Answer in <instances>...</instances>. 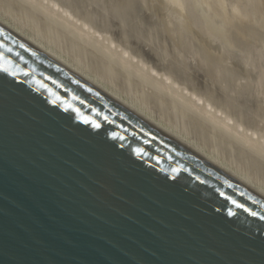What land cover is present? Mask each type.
<instances>
[{"label":"water","instance_id":"95a60500","mask_svg":"<svg viewBox=\"0 0 264 264\" xmlns=\"http://www.w3.org/2000/svg\"><path fill=\"white\" fill-rule=\"evenodd\" d=\"M0 264H264V199L0 24Z\"/></svg>","mask_w":264,"mask_h":264},{"label":"rangeland","instance_id":"374dc122","mask_svg":"<svg viewBox=\"0 0 264 264\" xmlns=\"http://www.w3.org/2000/svg\"><path fill=\"white\" fill-rule=\"evenodd\" d=\"M54 1L0 0V20L264 194V0Z\"/></svg>","mask_w":264,"mask_h":264},{"label":"bare ground","instance_id":"6f19581e","mask_svg":"<svg viewBox=\"0 0 264 264\" xmlns=\"http://www.w3.org/2000/svg\"><path fill=\"white\" fill-rule=\"evenodd\" d=\"M20 1V0H19ZM28 1V0H27ZM54 1V0H53ZM162 1H165V0H162ZM166 1H168V0H166ZM179 1V0H178ZM193 1V0H192ZM196 1V0H195ZM210 0H208V2H209ZM8 2H9V0H8ZM46 2V1H45ZM55 2V1H54ZM87 2V1H86ZM240 1H238V3H239ZM246 2V1H245ZM247 2H248V0H247ZM258 2V1H257ZM256 2V3H257ZM10 3V2H9ZM27 3V2H26ZM59 3V2H58ZM140 3V2H139ZM156 3V2H155ZM171 3V2H170ZM181 3V2H180ZM193 3H194V1H193ZM212 3V2H211ZM255 3V2H254ZM253 3V4H254ZM28 4H30V3H28ZM41 4V3H40ZM48 4V3H47ZM84 4V3H83ZM92 4V3H91ZM199 4V3H198ZM244 4V3H243ZM247 4V3H246ZM253 4H252V7H253ZM13 5H15V6H17L16 4H12V6ZM190 5V4H189ZM192 5V4H191ZM214 5V4H213ZM241 5V4H240ZM255 5V4H254ZM259 5H260V3H259ZM258 5V6H259ZM41 6H43V5H41ZM60 6V5H59ZM158 6H160V5H158ZM163 6H164V4H163ZM172 6V5H171ZM186 6H188V5H186ZM202 6V5H201ZM207 6V5H206ZM209 6V5H208ZM244 6V5H243ZM29 7V6H28ZM177 7V6H176ZM180 7V6H179ZM178 7V8H179ZM193 7V6H192ZM196 7H197V5H196ZM195 7V8H196ZM200 7V6H199ZM198 7V8H199ZM234 7H235V5H234ZM233 7V8H234ZM239 7H241V6H239ZM238 7V8H239ZM20 7H18V9H19ZM41 8V7H40ZM100 8V7H99ZM102 8V7H101ZM203 8V7H202ZM211 8V7H210ZM216 8V7H215ZM222 8V7H221ZM247 8V7H246ZM42 9V8H41ZM44 9V8H43ZM57 9V8H56ZM59 9V8H58ZM71 9V8H70ZM69 9V10H70ZM117 9V8H116ZM152 9V8H151ZM171 9H173V7H171ZM175 9V8H174ZM194 9V8H193ZM204 9V8H203ZM212 9V8H211ZM240 9V8H239ZM37 10V9H36ZM40 10V9H39ZM122 10V9H121ZM166 10H168V9H166ZM182 10V9H181ZM188 10V9H187ZM191 10V9H190ZM222 10V9H221ZM35 11V10H34ZM60 11V10H59ZM83 11V10H82ZM96 11V10H95ZM122 11H124V10H122ZM127 11V10H126ZM129 11V10H128ZM262 11V10H261ZM51 12V11H50ZM104 12V11H103ZM172 12V11H171ZM199 12V11H198ZM201 12V11H200ZM212 12V11H211ZM221 12V11H220ZM245 12V11H244ZM253 12V11H252ZM259 12H260V10H259ZM262 12H264V11H262ZM261 12V13H262ZM25 13V12H24ZM49 13V12H48ZM52 13V12H51ZM111 13V12H110ZM114 13V12H113ZM123 13V12H122ZM145 13V12H144ZM179 13V12H178ZM202 13V12H201ZM44 14V13H43ZM42 14V15H43ZM56 14V13H55ZM117 14H119V13H117ZM183 14H186V13H183ZM183 14H180V15H183ZM190 14V13H189ZM213 14V13H212ZM225 14V13H224ZM92 15V14H91ZM112 15V14H111ZM114 15H115V13H114ZM125 15V14H124ZM170 15V14H169ZM179 15V14H178ZM191 15V14H190ZM189 15V16H190ZM205 15H207V14H205ZM204 15V16H205ZM219 16H220V13L218 14ZM51 16V15H50ZM66 16V15H65ZM69 16V15H68ZM94 16V15H93ZM104 16H106V15H104ZM118 16V15H117ZM130 16V15H129ZM132 16V15H131ZM192 16V15H191ZM198 16H199V14H198ZM217 16V15H216ZM228 16V15H227ZM256 16V15H255ZM263 16V15H262ZM43 17V16H42ZM78 17V16H77ZM87 17V16H86ZM115 17V16H114ZM125 17H126V15H125ZM232 17V16H231ZM244 17H246V16H244ZM258 17V16H257ZM94 18V17H93ZM96 18V17H95ZM99 18V17H98ZM128 18V17H127ZM170 18V17H169ZM185 18V17H184ZM186 18H187V16H186ZM207 18V17H206ZM208 18H209V16H208ZM225 18H226V16H225ZM51 19V18H50ZM49 19V20H50ZM62 19V18H61ZM135 19V18H134ZM199 20H200V18H198ZM203 19V18H202ZM205 19V18H204ZM223 19V18H222ZM89 20V19H88ZM94 20V19H93ZM96 20V19H95ZM118 20H120V19H118ZM136 20V19H135ZM143 20V19H142ZM187 20V19H186ZM197 20V19H196ZM218 20H220V19H218ZM232 20V19H231ZM83 21V20H82ZM211 22H212V20H210ZM221 21V20H220ZM49 22H52V21H49ZM60 22V21H59ZM85 22V21H84ZM89 22V21H88ZM194 22V21H193ZM6 23V22H5ZM114 23V22H113ZM210 23V22H209ZM213 23V22H212ZM211 23V24H212ZM224 23V22H223ZM261 23V22H260ZM0 24L1 25H3V26H5L6 28H8L9 30H11L12 32H14L15 34H17L18 36H20L21 38H23L25 41H27L28 43H30L31 45H33L35 48H37L38 50H40L41 52H43L47 57H49L50 59H52L53 61H55L56 63H58V64H60V65H62L63 67H65V68H67L69 71H71V72H73L74 74H76L77 76H79L80 78H82V79H84L85 81H87L88 83H90V84H92L94 87H96L97 89H99L101 92H103L105 95H107L109 98H111L112 100H114L115 102H117L118 104H120L121 106H123L124 108H126L127 110H129V111H131L132 113H134L135 115H137L138 117H140L141 119H143V120H145V121H147L149 124H151L152 126H154V127H156L157 129H159V130H161L162 132H164L165 134H167V135H169L170 137H172L173 139H175V140H177L179 143H181L182 145H184L185 147H187L190 151H192L193 153H195L196 155H198L199 157H201L202 159H204V160H206V161H208L209 163H211L212 165H214L215 167H217L218 169H220L221 171H223V172H225V173H227L229 176H231V177H233L235 180H237V181H239L241 184H243L244 186H246L247 188H249L251 191H253L254 193H256V194H258L259 196H261L263 199H264V194L263 193H261L259 190H257V189H255V188H253L246 180H244L243 178H241V177H237L234 173H231V172H228L224 167H222V166H220L217 162H215V161H213V160H211L210 158H208L207 156H205L202 152H200V150L198 149V148H196L195 146H193L192 144H188V142H186V140L185 139H182V138H180L179 136H176L175 134H173L172 132H170L169 130H165L164 128H162V127H160L158 124H155L153 121H152V119H149L148 117H146L145 115H144V113H141V112H139V110H137L136 108H135V106L133 107V106H128L126 103H124V102H121V100H119V99H117L114 95H111L110 93H108L105 89H103L102 87H100V85L98 84V82H95V81H93V80H90L86 75H84V74H82V73H80V72H78L77 70H75V69H73L71 66H69V65H67L66 64V62H64V60H60L59 58H57L52 52H50V51H47V50H45V49H43V47H41V46H38V45H36L33 41H31V40H29V39H27L26 37H23V36H21L17 31H15V30H13L12 28H10L9 26H7L6 24H4L3 22H2V20H0ZM57 24V23H56ZM65 24H66V22H65ZM98 24V23H97ZM170 24V23H169ZM191 24V23H190ZM215 24V23H214ZM228 24H229V22H228ZM259 24V23H258ZM105 25V24H104ZM182 25V24H181ZM189 25V24H188ZM193 25V24H192ZM191 25V26H192ZM204 25V24H203ZM263 25V24H262ZM55 26V25H54ZM58 26H60V25H58ZM166 26V25H165ZM185 26V25H184ZM214 26V25H213ZM220 26H222V25H220ZM227 26V25H226ZM100 27V26H99ZM161 27V26H160ZM197 27V26H196ZM208 27H210V26H208ZM219 26H217V27H215V28H218ZM246 27V26H245ZM46 28V27H45ZM62 28V27H61ZM88 28V27H87ZM102 28V27H101ZM189 28V27H188ZM193 28V27H192ZM211 28V27H210ZM215 28H212L211 30H213V29H215ZM223 28V27H222ZM230 28H233V27H230ZM247 28V27H246ZM68 29V28H67ZM73 29H74V27H73ZM193 29H195V28H193ZM219 29V28H218ZM46 30H47V28H46ZM62 30V29H61ZM66 30V29H65ZM78 30V29H77ZM84 30V29H83ZM119 30V29H118ZM192 30V29H191ZM191 30H189V31H191ZM209 30V29H208ZM225 30V29H224ZM223 30V31H224ZM234 30H235V28H234ZM64 31V30H63ZM159 31V30H158ZM196 31V30H195ZM206 31V30H205ZM217 31H219V30H217ZM90 32V31H89ZM94 32V31H93ZM215 32V31H214ZM213 32V33H214ZM225 32H228V31H225ZM225 32H223V33H225ZM71 33V32H70ZM74 33V32H73ZM73 33H71V34H73ZM80 33H81V31H80ZM86 33V32H85ZM221 33V32H220ZM235 33H236V31H235ZM243 33V32H242ZM241 33V34H242ZM248 33V32H247ZM98 34V33H97ZM197 34V33H196ZM198 34H200V33H198ZM218 34V33H217ZM222 34V33H221ZM231 34V33H230ZM239 34V33H238ZM240 34V35H241ZM245 34V33H244ZM56 35V34H55ZM80 35V34H79ZM86 35V34H85ZM191 35H192V33H191ZM193 35H195V34H193ZM192 35V36H193ZM202 35V34H201ZM212 35H214V34H212ZM211 35V36H212ZM220 35V34H219ZM75 36V35H74ZM204 36H206V35H204ZM215 36V35H214ZM218 36V35H217ZM56 37V36H55ZM81 37V36H80ZM116 37V36H115ZM148 37V36H147ZM159 37H160V35H159ZM163 37V36H162ZM210 37V36H209ZM224 37H225V35H224ZM227 37V36H226ZM242 37V36H241ZM57 38V37H56ZM146 38V37H145ZM200 38V37H199ZM59 39V38H58ZM169 39V38H168ZM167 39V40H168ZM197 39V38H196ZM211 39V38H210ZM224 39V38H223ZM225 39H227V38H225ZM80 40V39H79ZM78 40V41H79ZM213 40H215V39H213ZM228 40V39H227ZM109 41V40H108ZM224 41V40H223ZM234 41V40H233ZM244 41V40H243ZM83 42V41H82ZM95 42V41H94ZM182 42V41H181ZM222 42V41H221ZM228 42V41H227ZM226 42V43H227ZM81 43V42H80ZM84 43V42H83ZM166 43V42H165ZM195 43V42H194ZM236 43V42H235ZM82 44V43H81ZM196 44V43H195ZM231 44V43H230ZM242 44V43H241ZM248 44H250L249 42H248ZM42 45V44H41ZM234 45V44H233ZM252 45V44H251ZM264 45V44H263ZM112 46H114V45H112ZM157 46H158V44H157ZM231 47H232V45H230ZM257 46V45H256ZM150 47V46H149ZM155 47V46H154ZM96 47H94L93 49H95ZM165 48V47H164ZM163 48V49H164ZM203 48V47H202ZM162 49V50H163ZM197 49V48H196ZM214 49V48H213ZM263 49V48H262ZM261 49V50H262ZM96 50V49H95ZM94 50V51H95ZM147 50V49H146ZM154 50V49H153ZM152 50V51H153ZM203 50H204V48H203ZM98 51V50H97ZM208 51V50H207ZM99 52V51H98ZM108 52V51H107ZM193 52V51H192ZM205 52V51H204ZM215 52V51H214ZM213 52V53H214ZM237 52V51H236ZM175 53V52H174ZM238 53V52H237ZM246 53V52H245ZM98 54V53H97ZM102 54V53H101ZM200 54V53H199ZM209 54H211L210 52H209ZM216 54H217V52H216ZM235 54V53H234ZM195 55H196V53H195ZM206 55V54H205ZM245 55V54H244ZM204 56V55H203ZM212 56V55H211ZM118 57V56H117ZM127 57V56H126ZM158 57V56H157ZM157 57H156V59H157ZM212 57H214L215 58V56H212ZM211 57V58H212ZM107 58V57H106ZM108 58H110L109 56H108ZM122 59V58H121ZM175 59V58H174ZM195 59V58H194ZM111 60H113V58L111 59ZM165 60V59H164ZM199 60V59H198ZM213 60V58L211 59V61ZM214 60H216V59H214ZM225 60V59H224ZM243 60V59H242ZM204 61V60H203ZM210 61V62H211ZM221 61H223V60H221ZM259 61V60H258ZM126 62V61H125ZM171 62H172V60H171ZM174 62V61H173ZM197 62V61H196ZM209 62V63H210ZM219 62V61H218ZM95 63V62H94ZM149 63V62H148ZM170 63V62H169ZM177 62H175V64H176ZM216 63V62H215ZM249 63V62H248ZM212 64V63H211ZM241 64V63H240ZM168 65V64H167ZM170 65H172V64H170ZM199 65V64H198ZM219 65H220V63H219ZM250 65V64H249ZM131 66V65H130ZM180 66V65H179ZM182 66V65H181ZM196 66V65H195ZM245 66V65H244ZM132 67V66H131ZM135 67V66H134ZM163 67V66H162ZM250 67V66H249ZM119 68V67H118ZM125 68V67H124ZM126 68H128L127 66H126ZM137 68V67H136ZM183 68H184V66H183ZM130 69V68H129ZM159 69V68H158ZM196 69V68H195ZM250 69V68H249ZM131 70V69H130ZM136 70H138V69H136ZM242 70V69H241ZM139 71V70H138ZM131 72H133V71H131ZM152 72V71H151ZM154 72V71H153ZM171 72V71H170ZM176 72V71H175ZM177 72H179V71H177ZM181 72V71H180ZM201 72V71H200ZM156 73V72H155ZM165 73V72H164ZM152 74H154V73H152ZM177 74H179V73H177ZM145 75V74H144ZM160 75V74H159ZM170 76H171V74H169ZM132 76V75H131ZM143 76V75H142ZM147 76V75H146ZM176 75L174 74V77H175ZM179 76H180V74H179ZM182 76V78L183 79H186V78H184L183 76L184 75H181ZM221 76V75H220ZM243 76V75H242ZM164 77V76H163ZM174 77H172V78H174ZM261 77V76H260ZM137 78V77H136ZM135 78V79H136ZM148 78V77H147ZM154 78V77H153ZM167 78V77H166ZM181 78V77H180ZM245 78V77H244ZM122 79V78H121ZM165 79V78H164ZM168 79V78H167ZM178 79V78H177ZM176 79V80H177ZM189 79V78H188ZM140 80V78L138 79V82H142L141 80ZM155 80V79H154ZM169 80V79H168ZM174 80H175V78H174ZM179 80V79H178ZM190 80V79H189ZM188 81V80H187ZM192 81V80H191ZM122 82V81H121ZM154 82V81H153ZM156 82H158V81H156ZM177 82V81H176ZM179 82V81H178ZM189 82V81H188ZM230 82V81H229ZM144 83H145V81H144ZM148 84V83H147ZM152 84V83H151ZM182 84V83H181ZM196 84V83H195ZM118 85V84H117ZM161 85H162V83H161ZM176 85V84H175ZM184 85V84H183ZM191 85V84H190ZM177 86V85H176ZM193 86V85H192ZM196 86V85H195ZM201 86V85H200ZM223 86H224V83H223ZM255 86V85H254ZM152 87V86H151ZM157 87H160V85L158 86L157 85ZM162 88V87H161ZM164 88H166V87H164ZM188 88H189V86H188ZM223 88V87H222ZM151 89H153L154 90V88H151ZM158 89V88H157ZM227 89V88H226ZM128 90V89H127ZM172 91V90H171ZM237 91V90H236ZM159 92V91H158ZM187 92V91H186ZM193 92V91H192ZM230 92V91H229ZM169 93V92H168ZM214 93V92H213ZM227 93V92H226ZM236 93V92H235ZM253 93V92H252ZM228 94V93H227ZM257 94V93H256ZM208 95V94H207ZM217 95V94H216ZM229 95V94H228ZM232 95V94H231ZM231 95H230V98H231ZM258 95V94H257ZM253 96V95H252ZM167 97V96H166ZM189 97V96H188ZM226 97H227V95H226ZM234 97V96H233ZM264 97V96H263ZM182 98V97H181ZM168 99V98H167ZM183 99V98H182ZM197 99V98H196ZM217 99V98H216ZM243 99V98H242ZM154 100V99H153ZM152 100V101H153ZM201 101V100H200ZM235 101V100H234ZM154 103V102H153ZM240 103V102H239ZM156 104V103H155ZM158 104V103H157ZM189 105V104H188ZM202 105V104H201ZM137 106V105H136ZM158 106V105H157ZM209 106V105H208ZM231 106V105H230ZM168 108V107H167ZM187 107H185V109H186ZM198 108H200V107H198ZM197 108V109H198ZM236 108V107H235ZM143 109V108H142ZM165 109V108H164ZM239 110V109H238ZM168 113V112H167ZM208 113V112H207ZM216 113V112H215ZM201 114V113H200ZM252 114V113H251ZM216 115H217V113H216ZM249 115V114H248ZM197 116V115H196ZM200 116H202V115H200ZM223 116V115H222ZM226 116V115H225ZM224 116V117H225ZM241 116V115H240ZM206 117V116H205ZM226 118V117H225ZM254 118V117H253ZM218 119V118H217ZM222 119H224V118H222ZM260 121V120H259ZM255 122V121H254ZM231 123H233V122H231ZM230 123V124H231ZM246 123V122H245ZM235 125H236V123H235ZM214 126V125H213ZM195 127V126H194ZM219 127V126H218ZM236 127V126H235ZM191 128V127H190ZM212 128V127H211ZM248 128V127H247ZM236 129H238V128H236ZM223 130V129H222ZM234 130V129H233ZM242 130V129H241ZM243 131V130H242ZM223 132V131H222ZM256 132V131H255ZM195 134V133H194ZM233 134V133H232ZM235 134V133H234ZM250 134V133H249ZM202 135V134H201ZM209 135V134H208ZM239 135V134H238ZM251 135V134H250ZM206 136V135H205ZM254 136V135H253ZM255 138H256V136H254ZM253 137V138H254ZM209 139V138H208ZM248 139V138H247ZM235 140V139H234ZM214 141V140H213ZM252 142V141H251ZM258 142V141H257ZM215 143V142H214ZM245 143V142H244ZM254 143V142H253ZM256 145V144H255ZM260 145V144H259ZM244 147V146H243ZM236 148V147H235ZM233 150V149H232ZM232 150H230V151H232ZM260 150V149H259ZM229 152V151H228ZM235 153V152H234ZM243 155V154H242ZM233 156V155H232ZM237 157V156H236ZM232 158H234V157H232ZM255 158V157H254ZM236 159V158H235ZM236 160H238V158L236 159ZM239 162V161H238ZM242 162V161H241ZM248 166V165H247ZM260 166V165H259ZM259 166H257L258 168H259ZM255 167V166H254ZM262 167V166H261ZM259 169H261L262 170V168H259ZM254 170V169H253ZM258 170V169H257ZM264 171V170H263ZM259 175V174H258ZM245 176V175H244ZM249 176V175H248Z\"/></svg>","mask_w":264,"mask_h":264}]
</instances>
